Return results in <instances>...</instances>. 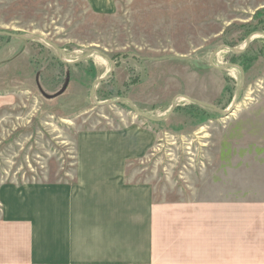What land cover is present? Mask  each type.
Segmentation results:
<instances>
[{
  "label": "rangeland",
  "instance_id": "rangeland-1",
  "mask_svg": "<svg viewBox=\"0 0 264 264\" xmlns=\"http://www.w3.org/2000/svg\"><path fill=\"white\" fill-rule=\"evenodd\" d=\"M117 4L100 15L77 0H0V190L72 183L81 130L134 128L136 142L150 130L154 139H140L125 159L135 161L126 181L155 192L173 182L176 158H234L238 143L243 158L264 160V0ZM248 37L244 52L227 49H243ZM216 49L215 66L240 69L211 67ZM227 128L242 135L222 137Z\"/></svg>",
  "mask_w": 264,
  "mask_h": 264
},
{
  "label": "crops",
  "instance_id": "crops-1",
  "mask_svg": "<svg viewBox=\"0 0 264 264\" xmlns=\"http://www.w3.org/2000/svg\"><path fill=\"white\" fill-rule=\"evenodd\" d=\"M77 1L100 15L118 6ZM131 129L77 133L72 183L0 190V264H264V160L229 138L234 158H176L155 192L126 181V157L154 139Z\"/></svg>",
  "mask_w": 264,
  "mask_h": 264
},
{
  "label": "water",
  "instance_id": "water-1",
  "mask_svg": "<svg viewBox=\"0 0 264 264\" xmlns=\"http://www.w3.org/2000/svg\"><path fill=\"white\" fill-rule=\"evenodd\" d=\"M260 34H264V33H260ZM1 35H4V36H7V37H13V38H20V39H25L24 37H20V36H17V35H13V34H9V33H2ZM253 35H255V34H253ZM259 35V34H258ZM35 39H41L39 36H37V37H32V38H27L26 40L27 41H31V40H35ZM251 39V37H248L247 39H246V41H245V43H244V46H243V49L242 50H240V51H238V50H236V49H232V48H228L227 47V49L228 50H230L232 53H234V54H239V53H242V52H244L245 51V48L247 47V45H248V43H249V40ZM46 43L47 44H49V45H51L52 47H54V49L57 51V53H58V55L60 56V51L58 50V48L56 47V46H54V44H51V43H49L48 41H46ZM220 50L219 49H216V50H214L213 51V53L210 55V57H209V65L211 66V67H213L214 69H218V70H223V69H225V68H227V67H237L238 69H240L238 66H234V65H225V66H223V67H216L213 63H212V60H213V58H214V56L219 52ZM92 52V51H91ZM90 51H88L87 53H85V55L82 57V58H80V59H78V60H76V61H64V60H62L61 62H63V63H65V64H75V63H77V62H79V61H82L83 59H85V58H87L89 55H90V53H91ZM109 75H111V70H110V73H109ZM105 79V78H104ZM103 79H101V80H96V81H94L93 83H92V86H91V99H93L92 97H93V90H94V88H95V86H96V84H98V83H100L101 81H102ZM181 98V97H180ZM183 99H185V100H187V101H189V102H192V103H194V104H197V105H200V106H204V107H207V108H210V109H214V110H216V111H218V112H220L218 109H216V108H214V106H211V105H208V104H205V103H201V102H198V101H195V100H191V99H189V98H186V97H182ZM127 102H128V100H126ZM174 102H175V100L173 101V106H174ZM129 103V102H128ZM235 103V102H234ZM131 105V104H130ZM133 107V106H132ZM137 111V110H136ZM220 113H222V114H226L225 112H220ZM138 115H140L141 117H143L144 119H146V120H152L150 117H148V116H146V115H144V114H140V113H138Z\"/></svg>",
  "mask_w": 264,
  "mask_h": 264
},
{
  "label": "trees",
  "instance_id": "trees-1",
  "mask_svg": "<svg viewBox=\"0 0 264 264\" xmlns=\"http://www.w3.org/2000/svg\"><path fill=\"white\" fill-rule=\"evenodd\" d=\"M253 61V59H251L249 62H247V65H242L241 64V66H242V68H243V71H247L248 69H249V65H250V63ZM244 66V67H243ZM225 90H226V88H225Z\"/></svg>",
  "mask_w": 264,
  "mask_h": 264
},
{
  "label": "flooded vegetation",
  "instance_id": "flooded-vegetation-1",
  "mask_svg": "<svg viewBox=\"0 0 264 264\" xmlns=\"http://www.w3.org/2000/svg\"><path fill=\"white\" fill-rule=\"evenodd\" d=\"M240 50H242V49H238V51H240ZM220 51H221V50H220ZM220 51H219V52H220ZM219 52H218V53H219ZM212 53H213V52H212ZM212 53H211V54H212ZM218 53H217V54H218ZM211 54H210V55H211ZM217 54H216V55H217ZM239 54H240V53H239ZM216 55H215L214 57H216ZM213 62H214V58H213V60H212V63H213ZM224 66H225V65H224ZM216 67H221V66L216 65ZM217 70H218V69H217Z\"/></svg>",
  "mask_w": 264,
  "mask_h": 264
}]
</instances>
